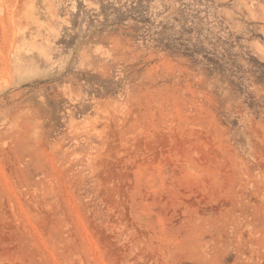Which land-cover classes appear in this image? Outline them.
<instances>
[{"label":"rangeland","instance_id":"374dc122","mask_svg":"<svg viewBox=\"0 0 264 264\" xmlns=\"http://www.w3.org/2000/svg\"><path fill=\"white\" fill-rule=\"evenodd\" d=\"M0 264H264V0H0Z\"/></svg>","mask_w":264,"mask_h":264}]
</instances>
